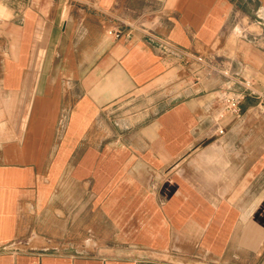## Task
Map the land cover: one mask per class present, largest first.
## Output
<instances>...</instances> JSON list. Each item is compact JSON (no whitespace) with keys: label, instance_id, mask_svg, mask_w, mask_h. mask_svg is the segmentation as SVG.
<instances>
[{"label":"crops","instance_id":"0c3cea01","mask_svg":"<svg viewBox=\"0 0 264 264\" xmlns=\"http://www.w3.org/2000/svg\"><path fill=\"white\" fill-rule=\"evenodd\" d=\"M263 229L264 0H0V264H246Z\"/></svg>","mask_w":264,"mask_h":264},{"label":"rangeland","instance_id":"374dc122","mask_svg":"<svg viewBox=\"0 0 264 264\" xmlns=\"http://www.w3.org/2000/svg\"><path fill=\"white\" fill-rule=\"evenodd\" d=\"M244 23H246L247 27H249V25L251 24V27H249V29H255V26L253 25V23H248L247 20L244 21ZM238 27L240 28V26L238 25ZM237 28V27H236ZM234 31V29L232 30ZM237 31H238V28H237ZM232 35H231V39L234 38V32H231ZM231 43H233V40H230ZM220 60V59H217V61ZM264 231V229H263ZM263 237H264V232H263ZM264 240V238H263ZM18 241H20V243L22 244V246L24 248H27V249H36L35 247L38 246L36 244H31L29 240H27L26 238L24 239H19ZM77 246V245H76ZM88 247H91L92 245L89 244L87 245ZM84 247H86V245H84ZM42 252H48V251H51L53 250V247L52 246H44L42 247ZM81 250H82V247H81ZM263 250H264V243H263ZM264 261V252L262 254V260L257 258L256 254L254 253H247V259H246V264H260V262H263Z\"/></svg>","mask_w":264,"mask_h":264},{"label":"built area","instance_id":"2783aa9c","mask_svg":"<svg viewBox=\"0 0 264 264\" xmlns=\"http://www.w3.org/2000/svg\"><path fill=\"white\" fill-rule=\"evenodd\" d=\"M123 30L120 29L119 31H113L111 30L110 31V34H114L116 37H120L122 34H123ZM162 49H164L163 46H161ZM199 61H202V57H199L198 58ZM244 96L242 95H237V96H230V95H227L225 96L224 98V103H225V109L227 112H234V113H237L240 111V103L242 101ZM224 131L223 130H220V133H223Z\"/></svg>","mask_w":264,"mask_h":264}]
</instances>
